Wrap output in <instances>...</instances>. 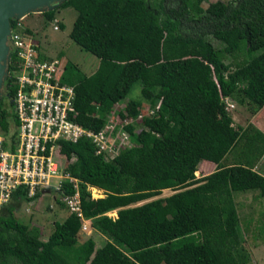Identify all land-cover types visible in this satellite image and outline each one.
I'll list each match as a JSON object with an SVG mask.
<instances>
[{"label":"trees","instance_id":"trees-1","mask_svg":"<svg viewBox=\"0 0 264 264\" xmlns=\"http://www.w3.org/2000/svg\"><path fill=\"white\" fill-rule=\"evenodd\" d=\"M203 1L59 5L75 12L68 38L98 60L88 76L63 64L60 82L73 89L76 124L98 133L134 84L140 99L127 100L120 118L135 120L143 105L152 114L140 118L145 130L134 133L131 124L125 126L130 146L109 160L96 155L85 138L56 144L54 159L62 174L77 181L81 218L103 237L101 247L82 239L81 220L68 212L41 241L37 227L13 215L22 201L41 193L27 197L21 187L0 207V264L248 263L233 195L256 191L264 198V177L253 171L264 154V134L249 122L234 128L224 101L246 105L250 116L264 107V0L216 1L204 9ZM54 14L42 13L46 22ZM243 50L247 57L234 69L223 61H235ZM14 63L11 53L8 100L15 93ZM257 120L264 123V111ZM11 122L12 104H0V134L8 135ZM233 152L234 163L223 166ZM201 162L215 170L196 178ZM87 187L103 196L91 199ZM167 189L174 193L136 205ZM72 193L71 184H61L53 199L59 209H66L62 199ZM111 212L114 218L106 215ZM260 222L264 234V212Z\"/></svg>","mask_w":264,"mask_h":264},{"label":"built area","instance_id":"built-area-1","mask_svg":"<svg viewBox=\"0 0 264 264\" xmlns=\"http://www.w3.org/2000/svg\"><path fill=\"white\" fill-rule=\"evenodd\" d=\"M6 43V68L11 53L15 57V69L10 73L15 93L11 100V129L7 136L0 134V207L10 201L18 188H25L26 196L31 197L46 190L58 192L61 184L67 182L73 193L62 199L64 206L81 220L80 232L89 231L87 221L81 218L78 183L62 174L54 159L56 144L85 138L94 145L96 155L108 160L111 147L118 150L129 146L128 136L109 125L112 116L98 133L76 124L73 89L60 82L63 63L58 57L42 56L36 41L19 23L10 28ZM224 102L226 110L233 109L229 100ZM73 161L71 157L68 163ZM87 191L91 199H96V194L103 196L101 190L93 187H87Z\"/></svg>","mask_w":264,"mask_h":264},{"label":"rangeland","instance_id":"rangeland-1","mask_svg":"<svg viewBox=\"0 0 264 264\" xmlns=\"http://www.w3.org/2000/svg\"><path fill=\"white\" fill-rule=\"evenodd\" d=\"M216 1H221L223 3L228 2L229 0H204L201 4V7L204 9L209 3H214ZM175 3H170L169 5H174ZM55 14L53 17L52 24H48L44 20L42 13L28 15L20 21V27L22 29H29L32 32V37L36 41L39 47V51L46 55L47 57H58L61 62H70L71 64L77 67V70L84 76H88L94 72L97 67L98 60L89 54L77 47L69 38L68 33L71 29L73 20L75 18V12L71 8L60 9L55 7ZM51 22V21H50ZM59 25H62V29L59 28ZM52 26H56L58 31H53ZM55 27V28H56ZM211 43L215 48H219L220 45L212 40ZM245 50L242 53L238 54L237 59L230 60L225 58L223 61L231 65V68L234 69L237 64H242L247 56L243 55ZM245 59H244V58ZM129 99H140L139 96V87L138 84H134L126 98H124L120 103L116 104L110 113L105 117V123L108 121L109 117L112 116V121L109 124L114 126L116 130L126 133L125 126L131 124L134 128V133H137L140 130H145V128L140 123L141 117H149L152 113L149 108H146V105H143L140 110V116L135 120H123L120 118L122 107L125 105ZM232 114L230 117L233 120L232 125L234 128L238 125L245 126L248 122L249 111L245 106H238L232 109ZM263 121V120H262ZM12 124L9 125V130L11 129ZM127 134V133H126ZM130 146V144H129ZM126 148V147H125ZM122 149L118 150L111 147L110 156L114 158L119 154ZM236 152H233L235 154ZM231 158V156H229ZM109 160V159H108ZM227 160V159H226ZM225 160V161H226ZM264 167V166H263ZM199 166L197 167V169ZM196 177V174H195ZM174 192L170 189L162 190L160 193H157L156 196L150 198L149 200L140 202L136 205H141L150 200L167 197ZM100 196V197H97ZM102 195H97L95 198H101ZM257 196V197H256ZM56 197L55 191L46 190L41 192L39 197L32 200L31 202L22 201L13 212L15 219L19 222L27 225L37 227L40 231V240L44 241L47 236L53 230V222H62L67 215L66 209H59V207L54 202ZM240 198V200L245 199V201L256 202L257 208H242L243 203L237 205L236 213L238 218L237 231L239 235V240L245 251L248 253V263L247 264H264V234L260 231V216L264 212V203L261 204L260 197L256 191L247 192V193H235L233 199ZM264 200L263 198H261ZM244 201V202H245ZM251 201V202H252ZM243 202V201H242ZM237 203V204H238ZM135 205V206H136ZM134 205H131L133 207ZM109 217H115V213L111 212L108 215ZM248 223V224H247ZM82 239L90 237L94 242V247L99 248L104 244V239L101 235H98L93 230H85L81 232Z\"/></svg>","mask_w":264,"mask_h":264},{"label":"water","instance_id":"water-1","mask_svg":"<svg viewBox=\"0 0 264 264\" xmlns=\"http://www.w3.org/2000/svg\"><path fill=\"white\" fill-rule=\"evenodd\" d=\"M64 0H0V88L7 76L9 48L7 37L10 33L9 20H21L29 14L53 10Z\"/></svg>","mask_w":264,"mask_h":264},{"label":"crops","instance_id":"crops-1","mask_svg":"<svg viewBox=\"0 0 264 264\" xmlns=\"http://www.w3.org/2000/svg\"><path fill=\"white\" fill-rule=\"evenodd\" d=\"M59 7V6H58ZM44 13V12H43ZM35 14H37V13H35ZM40 14V13H39ZM30 15V14H29ZM31 15H34V14H31ZM28 16V15H27ZM26 17V16H25ZM24 17V18H25ZM23 18V19H24ZM22 20V19H21ZM21 20H15L17 23H19L20 24V21ZM52 22H54L53 20L50 22L49 21V23L48 24H52ZM56 26H52V30L53 31H58V28L56 27ZM25 31H28V34H30L31 36H32V32H30V30L29 29H24ZM41 55L42 56H44L45 58H52V57H47L46 55H44V54H42L41 53ZM95 71V70H94ZM232 104H233V106L234 107H238L237 105H236V103H234L232 100H229ZM234 107H233V109H234ZM262 111H264V107L261 109V110H259L255 115H253V116H250L249 115V119H248V122L249 123H251L254 127H256L258 130H260L263 134H264V123L263 122H259L258 120H257V118H258V116H259V113L260 112H262ZM227 112L230 114H232V110H227ZM232 122H233V120H232ZM238 126H241V125H238ZM241 127H243V126H241ZM229 156H231V158H229ZM232 163H234V154L232 153V154H230V155H228V158H227V160L222 164L223 166L224 165H231ZM264 154L262 155V157L259 159V161L258 162H256V164H255V166L253 167V171L254 172H256L257 174H259L260 176H262V177H264ZM215 170V165H211V164H207V163H205V162H201L200 164H199V168L197 169V171L195 172V174H196V178H198V177H200V176H202V175H206V174H208V173H210V172H212V171H214ZM200 171H201V173H200ZM202 174V175H201ZM96 189V188H95ZM96 190H98V189H96ZM257 197V196H256ZM264 199V198H263ZM243 201V202H242ZM245 199H241L240 200V198L238 199V198H235V200H234V202H235V204L236 205H240L241 203H243V204H241V205H243V207L242 208H257V205H255L256 204V202H254L253 203V201L251 202H249V201H245ZM260 201H261V204H263L264 203V200H262L261 198H260ZM238 202H241V203H238ZM238 203V204H237ZM107 216L109 215V213H107L106 214ZM65 217H66V214H65ZM248 224V223H247ZM92 229H90V231H91ZM98 234V233H97ZM99 235V234H98Z\"/></svg>","mask_w":264,"mask_h":264},{"label":"flooded vegetation","instance_id":"flooded-vegetation-1","mask_svg":"<svg viewBox=\"0 0 264 264\" xmlns=\"http://www.w3.org/2000/svg\"><path fill=\"white\" fill-rule=\"evenodd\" d=\"M7 87L8 86L5 85V81H4L1 88H0V104H4L6 102H8V104L11 103V100H8V98H7V94H6Z\"/></svg>","mask_w":264,"mask_h":264}]
</instances>
